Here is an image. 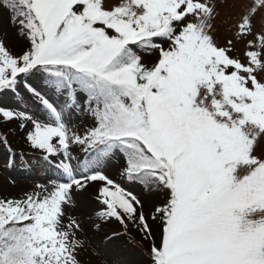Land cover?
<instances>
[{"label":"snow or ice","instance_id":"1","mask_svg":"<svg viewBox=\"0 0 264 264\" xmlns=\"http://www.w3.org/2000/svg\"><path fill=\"white\" fill-rule=\"evenodd\" d=\"M222 3L0 0L4 167L43 166L0 190V264H89L97 236L264 264V0Z\"/></svg>","mask_w":264,"mask_h":264},{"label":"rangeland","instance_id":"2","mask_svg":"<svg viewBox=\"0 0 264 264\" xmlns=\"http://www.w3.org/2000/svg\"><path fill=\"white\" fill-rule=\"evenodd\" d=\"M250 7L251 0H223L221 6V21L227 17L229 23H235L238 21L241 12L247 11ZM253 22L256 29L264 31V9H261ZM8 102L13 103L14 101L9 98ZM15 144L18 148L23 147L19 137L16 138ZM4 163L3 152L0 150V190H4L7 187V181L13 178L21 179V187L30 186L34 182L33 178L39 177L42 173V164H38L31 156L26 157L23 162L18 158L16 166L12 169H5ZM112 170L115 171V168ZM7 190L13 193L19 191V189L11 188ZM99 237L102 236H97L91 241L86 256L89 264H134L127 258L129 256V250L143 260V264H146L140 250L135 247L128 236H123L114 242H109ZM110 258H114L117 262H110Z\"/></svg>","mask_w":264,"mask_h":264},{"label":"bare ground","instance_id":"3","mask_svg":"<svg viewBox=\"0 0 264 264\" xmlns=\"http://www.w3.org/2000/svg\"><path fill=\"white\" fill-rule=\"evenodd\" d=\"M20 181H21V179H19ZM23 180V179H22ZM17 189H19V188H17ZM99 238H103V237H99ZM95 245H96V243H95ZM127 253V252H126ZM128 259L130 260V261H132V263H134V262H138V264H143L142 262H143V260H141L140 258H138L137 257V255L136 254H133L132 252H130V250H129V252H128ZM109 261L110 262H117L114 258H110L109 259ZM141 261V262H140Z\"/></svg>","mask_w":264,"mask_h":264}]
</instances>
